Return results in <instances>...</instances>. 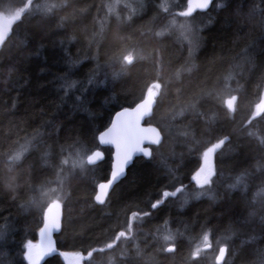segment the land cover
<instances>
[{
	"label": "trees",
	"instance_id": "16d2710c",
	"mask_svg": "<svg viewBox=\"0 0 264 264\" xmlns=\"http://www.w3.org/2000/svg\"><path fill=\"white\" fill-rule=\"evenodd\" d=\"M190 4L0 0V14L24 10L0 48V264H28L55 201L57 251L40 264H66L63 252L83 264H219L223 245L221 264H264V0ZM152 88L147 122L163 140L98 203L113 154L99 133ZM98 148L104 159L83 161Z\"/></svg>",
	"mask_w": 264,
	"mask_h": 264
},
{
	"label": "water",
	"instance_id": "95a60500",
	"mask_svg": "<svg viewBox=\"0 0 264 264\" xmlns=\"http://www.w3.org/2000/svg\"><path fill=\"white\" fill-rule=\"evenodd\" d=\"M197 9L209 7L212 0H191ZM24 10L12 15L0 14V48L13 30L15 24L20 20ZM237 96L228 100V106L235 110ZM156 98L149 93L144 99L133 106L119 109L113 115L110 124L99 133L98 140L101 146H109L113 149L112 169L109 178L98 185L95 199L98 203H104L114 186L127 174L128 168L137 156L147 158L152 155V145H159L163 140L160 128L150 122L148 118L153 114ZM227 139V138H226ZM225 139L217 143L210 150L211 164L214 162V154ZM102 149H96L87 156L88 164H96L104 159ZM184 188L183 185L174 191L164 192L163 200L169 196L176 197ZM61 228V213L52 206L49 207L45 221L39 232L40 248L27 255L28 264H40L57 251L56 234ZM226 246H222L216 256V262L221 264L226 256ZM80 257H82L80 255Z\"/></svg>",
	"mask_w": 264,
	"mask_h": 264
},
{
	"label": "rangeland",
	"instance_id": "374dc122",
	"mask_svg": "<svg viewBox=\"0 0 264 264\" xmlns=\"http://www.w3.org/2000/svg\"><path fill=\"white\" fill-rule=\"evenodd\" d=\"M193 8H195V7L191 3L190 4V9H188V10H191ZM150 92H152L153 94H156L155 88H152L150 90ZM263 107H264V98H263L261 104L259 105V109H262ZM88 155L89 154H87V155H85L83 157V161H86V158H87ZM210 160H211L210 159V154L207 153L204 156V164H203L202 168L199 170V172L196 175V181L195 182L200 187V190L197 191V194L194 195L195 197L201 196L202 193H206L207 190H208V186L210 185V182H211V179H212V176H213V173H211V174L209 173L210 172V169H209ZM205 175H207L206 178H205ZM182 195H183L182 199H183V201H185L184 204L189 202L192 199V197H193V195L189 194V192H184ZM50 206H55V207H57V209L59 211H61L60 203L57 202V201L53 202ZM205 247H207L206 241H204L202 244H200L198 246V248L196 249L195 254L196 255L201 254L202 250ZM38 248H40V242L39 241H37V242H29L28 246H27L26 255H28V253H30V252H33V251L37 250ZM219 250H218V252H219ZM218 252H217V254H218ZM217 254H216V256H217ZM80 255L82 257H80ZM85 256L86 255L81 253V252H63L62 253V257L64 258L66 264H83V259H84Z\"/></svg>",
	"mask_w": 264,
	"mask_h": 264
},
{
	"label": "flooded vegetation",
	"instance_id": "af4514ba",
	"mask_svg": "<svg viewBox=\"0 0 264 264\" xmlns=\"http://www.w3.org/2000/svg\"><path fill=\"white\" fill-rule=\"evenodd\" d=\"M207 177V175H205V178Z\"/></svg>",
	"mask_w": 264,
	"mask_h": 264
},
{
	"label": "bare ground",
	"instance_id": "6f19581e",
	"mask_svg": "<svg viewBox=\"0 0 264 264\" xmlns=\"http://www.w3.org/2000/svg\"><path fill=\"white\" fill-rule=\"evenodd\" d=\"M98 189V188H97Z\"/></svg>",
	"mask_w": 264,
	"mask_h": 264
}]
</instances>
